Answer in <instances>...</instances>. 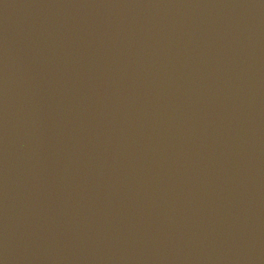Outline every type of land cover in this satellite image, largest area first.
Returning a JSON list of instances; mask_svg holds the SVG:
<instances>
[{"label": "water", "instance_id": "water-1", "mask_svg": "<svg viewBox=\"0 0 264 264\" xmlns=\"http://www.w3.org/2000/svg\"><path fill=\"white\" fill-rule=\"evenodd\" d=\"M0 264H264V0H0Z\"/></svg>", "mask_w": 264, "mask_h": 264}]
</instances>
